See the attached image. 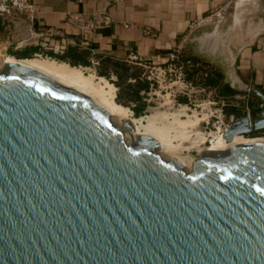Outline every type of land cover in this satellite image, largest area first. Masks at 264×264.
Segmentation results:
<instances>
[{"label":"water","instance_id":"95a60500","mask_svg":"<svg viewBox=\"0 0 264 264\" xmlns=\"http://www.w3.org/2000/svg\"><path fill=\"white\" fill-rule=\"evenodd\" d=\"M263 14L262 0H236L185 40L193 59L259 103L225 129L228 146L202 150L189 173L130 121L113 127L86 94L4 63L0 264H264V142L231 144L264 130V95L236 71L264 34Z\"/></svg>","mask_w":264,"mask_h":264},{"label":"crops","instance_id":"0c3cea01","mask_svg":"<svg viewBox=\"0 0 264 264\" xmlns=\"http://www.w3.org/2000/svg\"><path fill=\"white\" fill-rule=\"evenodd\" d=\"M264 2V0H262ZM35 11L32 20L26 15L0 18V57L38 48L39 52L58 49L79 42L90 49L96 62L106 58L114 62L164 63L171 51L185 52L186 38L195 30L211 27L202 24L211 14L225 18L232 8L231 0H29ZM103 22L95 31L83 32L89 19ZM213 21L217 18H211ZM264 21V14L262 15ZM202 24V25H201ZM51 31L52 34H48ZM43 35L45 36L43 38ZM40 40V43L37 42ZM46 41V43H42ZM48 48H43V46ZM184 51H181L185 53ZM191 53V52H190ZM37 55V54H35ZM23 60V59H22ZM236 71L241 79L264 95V34L254 45L241 51ZM241 99L250 97L235 94ZM242 101V100H241ZM240 101V103H241ZM243 103V101H242ZM257 102L254 105L257 106ZM243 106V105H242ZM250 107V106H249Z\"/></svg>","mask_w":264,"mask_h":264},{"label":"rangeland","instance_id":"374dc122","mask_svg":"<svg viewBox=\"0 0 264 264\" xmlns=\"http://www.w3.org/2000/svg\"><path fill=\"white\" fill-rule=\"evenodd\" d=\"M236 0H231V3L233 4ZM263 2V1H262ZM229 12H231V9L229 8ZM218 13V12H216ZM211 14L209 17L215 18V15ZM45 36L43 35V38ZM40 43V40L37 42V44ZM42 43H46V41H42ZM43 48H48L43 46ZM61 49H58L57 53H60ZM11 55L10 51H4L2 56L0 57V71L3 67V58L8 57L5 55ZM187 56H189L191 59V53L185 52ZM33 58H39V59H50L48 57H44L40 54L34 55ZM16 60H22L19 58H16ZM197 61V69L198 74L194 76H190V78H187L185 74L182 73L179 69H174L173 67L167 66V64L164 63H152V62H141L138 63L137 66L140 71V77L141 79H145V81L149 84V90L147 93H141L142 97L144 98V101L149 104L145 110V115L140 117H146V116H152V115H160L161 117L158 119L157 123L159 125H167V122H171V116L170 115H179V119L186 120V115L192 116L193 113L198 114L199 118L201 119L198 122V125L196 127H188L186 129L187 135L185 138H179L176 137V131H180L181 129L176 128L175 130L169 131V136L171 139V145L175 148L171 147H164L163 149L160 148V151L157 153L160 158L163 161H169L171 158L176 159V155L178 157L185 159V164L180 163L183 166V171L185 173H189L191 171V163L198 158V154L205 149H209L212 146V141L216 142L218 139L219 134L222 132L219 129V132H216L213 130L212 125L216 121L215 117L217 116L218 111L221 109V106L225 105L226 103L232 105H240L242 106L244 102V99H241L240 96H237L234 93L232 95H228L226 89L220 88L222 86V77L219 75L218 71L213 69L208 64L204 63L201 60L193 59ZM56 61V60H54ZM58 62V61H56ZM92 62V61H91ZM66 64V63H65ZM68 65V64H67ZM205 66H208L206 68ZM82 69V72L85 75H93L96 78L97 73L99 72L100 64L96 65V62H92L90 67H79ZM210 71L218 77L216 79V85L214 87H211L208 85V82L206 81L207 78L204 77L203 73L205 71ZM106 82L111 84L112 82L116 81V78L113 76V74L110 73L109 78H104ZM200 80L201 83H196L195 81ZM113 85V84H111ZM114 86V85H113ZM115 88V97L117 94V88ZM234 92V91H233ZM114 97V101L116 102ZM242 100V101H241ZM120 101V100H119ZM241 101V103H240ZM250 102H252V99L250 98ZM255 101L253 100V103ZM117 103V102H116ZM120 106L129 109L130 107H133V104L128 103L125 100H121L119 102ZM240 106H237L238 108ZM250 106V105H249ZM185 107V108H183ZM183 108V109H182ZM188 109V110H187ZM240 112L243 114V109L240 107ZM130 111V109H129ZM251 112V108H250ZM187 113V114H186ZM169 115L168 119L166 120L163 118V115ZM177 116V115H176ZM204 116V117H202ZM139 116H134V114L130 111L127 116L125 117H110V122L113 127L119 128L122 123L126 120L131 119H138ZM206 117V119H205ZM234 120L233 117L226 118L225 124H231ZM209 123V125H207ZM190 131V132H188ZM198 134L200 136H198ZM252 134H257L256 137H251ZM250 135H244L241 136V138L245 142H251V141H263L264 142V133H261V131L252 133ZM124 140L126 142V145H130V136L128 134L124 135ZM200 137H203L205 139L204 143H202V139ZM209 141V144L207 143ZM206 142V143H205ZM242 141V143H245ZM241 144V143H239ZM169 148H171L172 151ZM211 149V148H210Z\"/></svg>","mask_w":264,"mask_h":264},{"label":"bare ground","instance_id":"6f19581e","mask_svg":"<svg viewBox=\"0 0 264 264\" xmlns=\"http://www.w3.org/2000/svg\"><path fill=\"white\" fill-rule=\"evenodd\" d=\"M8 60V61H6ZM4 61V60H3ZM6 62H19L26 66H29L37 71L44 73L45 75L49 76L56 82L75 89L79 92H82L89 96L96 104L107 110L111 116L113 117H125L130 112L129 109L120 106L114 102L115 97V88L113 85L106 82V80L102 77H95L91 74L85 75L82 72V69L71 67L63 62H56L54 60L49 59H39V58H32V59H23L21 61H14L11 58L5 59ZM5 62V63H6ZM4 65V64H3ZM185 108V107H183ZM182 108V109H183ZM188 110V109H187ZM187 114V113H186ZM177 115V116H176ZM170 115L172 121L167 122V125H159L157 123L158 119L161 117L160 115H152L146 117H140L138 119H131L127 120L130 121L134 127V135L135 136H150L158 141L160 148L163 149L164 147H171V139L169 136V131L175 130L176 128L181 129L180 131H176V137L185 138L187 135L186 129L188 127H196L198 122L201 120L198 114L193 113L192 116L186 115V120L179 119V115ZM169 115H163V118L166 120L168 119ZM204 117V116H202ZM206 119V117H205ZM229 126V125H228ZM226 126V128H228ZM225 128V129H226ZM225 129L220 133L218 128V139L216 142L212 141V146L209 150H218L223 149L228 146L226 134H224ZM190 132V131H188ZM217 132V131H216ZM198 136H200L198 134ZM241 136L244 135H236L232 138L231 144H239L245 142ZM125 137V136H124ZM202 139V143H204L205 139ZM251 141V142H256ZM263 142V141H261ZM246 143V142H245ZM169 148L170 150H172ZM175 149V148H174ZM175 151V150H172ZM178 163L185 164V159L178 157L176 155L175 159Z\"/></svg>","mask_w":264,"mask_h":264},{"label":"trees","instance_id":"16d2710c","mask_svg":"<svg viewBox=\"0 0 264 264\" xmlns=\"http://www.w3.org/2000/svg\"><path fill=\"white\" fill-rule=\"evenodd\" d=\"M173 52V51H171ZM169 52V54L171 53ZM35 54H40L44 57H48L50 59L56 60L58 62H63L68 64L71 67H90L91 66V58H93L91 54L90 49H82L79 46V42H75L74 45H67L65 46L64 50H62L60 53H54L53 50H45L42 52H39L38 48H31L28 52H24L19 54V59H32ZM98 64H100L99 72L97 73L98 77L102 78H109L110 73L113 74V76L116 78L115 82H112L116 88H117V94L115 97L116 104L120 105L119 102L121 100H125L130 104H133V107H130V111L134 114V116H143L145 115V110L149 104H147L144 101V98L141 96L142 92L147 93L149 90L148 83L145 81V79H141L140 77V69L137 67L138 65L131 64L128 62H114L110 59L106 58H97L96 61ZM194 64H197L196 60L191 59L189 56H187L183 52L178 53V60L175 62L174 68L179 69L182 71L183 74L186 75L187 78H190V76H194L198 74L197 66ZM209 69L208 66H205ZM81 69V68H79ZM216 76L212 73L211 76L207 77L206 81L208 82V85L211 87H214L216 85ZM196 83H201L200 80L195 81ZM203 84V83H201ZM226 89L228 95H232L235 92L230 90L228 87H224V90ZM120 100V101H119ZM254 105L253 100L250 102V107ZM122 106V105H121ZM238 105H230L226 103L222 107V113L226 118L233 117L234 119H237L241 117L243 114L240 112V106ZM261 133H264V130L261 131ZM257 134H252L251 137H256Z\"/></svg>","mask_w":264,"mask_h":264},{"label":"built area","instance_id":"2783aa9c","mask_svg":"<svg viewBox=\"0 0 264 264\" xmlns=\"http://www.w3.org/2000/svg\"><path fill=\"white\" fill-rule=\"evenodd\" d=\"M34 11H35V7L33 4L29 2V0H0V18H10L19 14V15H26L30 20H32ZM107 20H108L107 18H104L103 21L97 20L95 18L89 19L82 31L83 32H85V30L88 32L95 31L100 27V25L103 22ZM48 34H52V32L49 31ZM179 52L181 51L174 50L173 52L168 54V58L165 64H167V66L169 67L174 68L175 62L178 60ZM97 64L98 63L96 62V65ZM135 65H139V64H135ZM194 65L197 66L196 64ZM203 75L205 78H207L212 75V72L206 70L203 73ZM243 99L244 102L242 106L243 109L242 111L244 115L245 113L250 112V107L248 104V99L246 97H244ZM223 106H221V109L218 111L217 116L215 117L216 121L212 125L213 130L217 132H218V128L220 129V131H223L226 128V126H228V124H225L226 117L222 113ZM207 125H209V123H207ZM207 143L209 144V141H207Z\"/></svg>","mask_w":264,"mask_h":264},{"label":"flooded vegetation","instance_id":"af4514ba","mask_svg":"<svg viewBox=\"0 0 264 264\" xmlns=\"http://www.w3.org/2000/svg\"><path fill=\"white\" fill-rule=\"evenodd\" d=\"M224 87H227L226 85H224V84H222V86H220V88H224ZM257 106H259V104H257ZM251 108V107H250ZM261 111V108H258L257 107V109L255 110V112H253V113H258V112H260Z\"/></svg>","mask_w":264,"mask_h":264}]
</instances>
